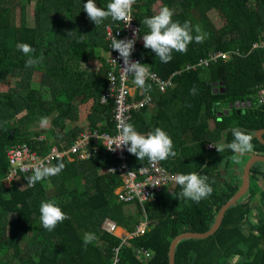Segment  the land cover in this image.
<instances>
[{
    "label": "trees",
    "instance_id": "trees-1",
    "mask_svg": "<svg viewBox=\"0 0 264 264\" xmlns=\"http://www.w3.org/2000/svg\"><path fill=\"white\" fill-rule=\"evenodd\" d=\"M32 1L33 25L29 26L25 8ZM74 1L0 0V85H8L7 90H0V264H169L171 241L181 233L207 232L241 182L238 171L247 156H236L228 149L220 153L207 145L230 143L234 127L252 135L264 129V105H256L254 99L256 88L264 84L263 49L206 67H184L217 51L238 49L246 54L253 43L264 40V0H136L133 13L141 36L149 31L141 21L169 6L174 10V21H190L192 35H203L204 40H193L186 53L173 51L168 63H162L151 49L141 48L140 59L163 79L180 73L163 92L152 87L151 105L158 98L163 105H156L149 124L143 118L148 105L134 112L129 123L141 133L154 127L168 131L177 156L160 161L162 166L174 174L198 171L208 175L214 189L211 196L196 203L174 198L170 192L181 191L176 185L142 204L118 201L115 190L122 178L103 172L117 164L103 149L86 161L56 159L54 164L63 160L66 165L62 172L34 186L20 188L23 175L4 185L6 150L10 147L25 143L43 156L54 146L66 150L73 143L82 131L78 103L94 101L83 132L113 129V100L101 101L109 67L105 63L90 74L86 69L80 71L79 66L87 64L98 48L107 49L109 54L105 28L120 21L109 17L95 25L83 9L87 0H77L80 10L76 12L65 8ZM109 2L96 0L98 7ZM211 12L221 16V26L213 23ZM19 42L30 44L35 49L32 55L43 60L26 68L28 57L16 48ZM36 71L41 74L39 82L49 87V99L32 82ZM13 79L15 85H11ZM193 87L194 95L190 91ZM43 117L51 121L44 133L34 128ZM209 119L214 121L212 129ZM42 133L44 137L38 140ZM252 143V153L264 155V145L256 138ZM146 161L133 155L129 164L137 168ZM260 164L264 165H252L247 192L226 209L218 230L205 239L180 241L174 264H264V188L259 185L264 183V167ZM47 199L56 200L70 216L53 231L44 229L40 221L39 206ZM107 218L128 232L144 218L148 226L143 235L125 246L103 229ZM86 231L96 238L85 248L82 236ZM139 248L150 251L147 261L137 259Z\"/></svg>",
    "mask_w": 264,
    "mask_h": 264
},
{
    "label": "clouds",
    "instance_id": "clouds-1",
    "mask_svg": "<svg viewBox=\"0 0 264 264\" xmlns=\"http://www.w3.org/2000/svg\"><path fill=\"white\" fill-rule=\"evenodd\" d=\"M136 0H110L106 7H98L96 0H87L83 4V9L87 13L88 18L100 25L109 17L113 21H122L125 26L129 25L133 19L132 8ZM174 10L169 6H163L157 13L150 17H145L141 23L147 26L148 32L143 34V46L151 49L156 57H159L162 63H168L172 60L173 51L186 53L187 46L195 40L202 43L203 35H192L193 27L191 22L185 20L181 23L173 20ZM199 32V29H196ZM111 49L119 53V57L123 61V74L132 75V83L145 92L150 91L151 85L147 83L152 77V73L139 61H132L131 55L134 51L136 40L139 39V29L130 39H118L111 34ZM16 48L20 50L28 59L25 61V67H33L43 60V57H34L32 54L35 49L28 43L19 42ZM114 60V59H113ZM116 61V60H114ZM111 80V74L108 77ZM191 93L196 94L193 87ZM264 103V99L260 101ZM41 126H47L49 120L47 117L41 118ZM233 139L230 143L217 142L211 146L218 152L226 149L230 150L236 156L244 155L253 151L252 143L253 135L239 127L231 130ZM108 150L116 151L117 149L126 148V150L137 157L139 161L145 159L152 165L175 158L177 152L174 150V143L171 136L161 127H154L147 133L139 132L134 124L120 119L118 124V133L115 137L107 138V142L103 144ZM66 167L63 160L56 164H51L44 160L37 161L34 165L24 166V170L30 171V175L26 177L29 186H34L41 180L59 175ZM147 171L146 169H143ZM172 181L181 189L180 192H170V194L180 200L181 198L189 199L199 203L203 199H207L213 193V187L209 183L208 175H202L198 171H191L187 174L177 173L171 177ZM40 221L44 229L53 231L56 226L63 221L70 219L59 203L54 199L42 200L39 206ZM95 234L84 232L82 236L85 248L93 242Z\"/></svg>",
    "mask_w": 264,
    "mask_h": 264
},
{
    "label": "built area",
    "instance_id": "built-area-1",
    "mask_svg": "<svg viewBox=\"0 0 264 264\" xmlns=\"http://www.w3.org/2000/svg\"><path fill=\"white\" fill-rule=\"evenodd\" d=\"M132 15L133 19L127 26L120 21L118 25L113 26L112 24H107L105 28L106 39L109 42L110 47V52L106 59L107 66L109 67L107 77L111 74V80L108 79V86L102 93L101 101L106 102L108 99L113 100V129L111 132H100L98 129L81 132L66 150H59L58 147L54 146L49 154L43 156H40L36 151H33L25 143L10 147L6 150L8 171L3 179L5 185L9 186L10 181L16 180L23 175L24 185L26 187H31L28 185V180L26 179L31 173L28 170H24V166L34 165L37 161L44 160L51 164H54L56 159L62 158H65L68 161H86L94 157L100 149H103L117 161L116 165L105 169L106 172L119 174L122 178V184L115 190L118 201H137L142 204L146 201L153 200L156 194L163 189L176 186L171 179L175 174L162 166L160 162L152 165L147 160L145 164L133 168L129 164L133 154H130L126 148L110 151L103 145L107 142V138L115 137L117 135L120 119L129 122L134 112H137L143 106H150L152 104V87H156L159 91L163 92L168 86L172 85V77L175 74L180 73V71H176L168 78L163 79L153 71L149 65L140 59L139 52L143 47V36H141L140 27L135 20L133 8ZM137 29H139V39L136 40L134 45L131 60L145 64L152 73V77L147 81V83L151 85V89L148 92L137 88L132 83V75L129 74L126 77L124 76L122 69L123 61L119 57V53L116 50L111 49V34L118 39H130ZM255 49L264 50V40L253 43L246 54L238 49L227 52L217 51L208 53L207 56L200 58L196 63L188 64L184 67V70L190 68L195 69L196 67H206L213 62L229 60L233 56L245 57ZM254 99L256 105H264V103L260 102L264 99V84L256 88ZM38 140H42V137H39ZM207 148L211 149V144L207 145ZM143 169H146L147 171H144ZM147 226L148 222L143 219L135 226L134 231L127 232L123 230L120 232L121 228L115 221L106 219L103 223L104 230L120 238L122 245L125 246L129 245L131 239L143 235L147 230ZM118 250L119 249H117V252ZM136 256L137 259L147 261L151 254L150 251L139 248L136 250ZM117 261L118 259L116 262Z\"/></svg>",
    "mask_w": 264,
    "mask_h": 264
},
{
    "label": "crops",
    "instance_id": "crops-1",
    "mask_svg": "<svg viewBox=\"0 0 264 264\" xmlns=\"http://www.w3.org/2000/svg\"><path fill=\"white\" fill-rule=\"evenodd\" d=\"M79 3L78 1H74L72 4H68V5H65V8L68 10V11H72V12H76L78 10H80V7H79ZM34 7H35V2L32 1V2H29L27 5H26V8H25V13L27 15L28 12L31 11V15L32 17L30 16L29 18H27L26 16V20H27V23L29 26H32L33 25V11H34ZM30 10V11H29ZM29 19V20H28ZM94 54V53H92ZM107 49H103V48H98L96 50V54L95 55H90L88 57V62L87 64H81L79 66V69L80 71H84L85 69L90 73H96L97 71H99L102 67H104L105 63L107 65V62H106V59H107ZM227 61V60H226ZM36 74H39L41 75L38 71L34 72L33 74V79L35 78ZM40 80V79H39ZM15 81L16 79H13V85H15ZM33 84L34 85H37L36 87H39V90L41 91V93H43L46 97V99H49L50 97V91H49V87H46L44 84L40 83L39 81L38 82H35L34 80H32ZM6 87L8 85H0V90H5L3 87ZM7 88V87H6ZM8 89V88H7ZM6 89V90H7ZM159 99V98H158ZM158 99H154L155 102L153 105H150L146 108L145 112L143 113V118L147 121V124H149V120L151 119L152 117V113L153 111H155L157 109L156 105H159L160 108L161 106L163 105L162 104V100H158ZM78 100V99H77ZM92 103H94V101H92V99H88L86 102L84 103H78V126L79 128L82 130L80 131L83 132V130H85V127H86V116L87 114L90 112L91 110V106H92ZM163 115V114H162ZM41 124V123H40ZM39 124V125H40ZM208 124H209V127L212 129L214 127V121L212 119H209L208 120ZM39 125H36L34 126L35 129H39ZM49 125H51V121H49L48 125L46 126V128H44V130H42V132L44 133V131H46L48 128H49ZM155 126V122H153L152 124V127ZM41 129V128H40ZM168 133V131H166ZM41 134L40 136L41 137H44V134ZM252 153V152H250ZM174 160V158H171V161ZM235 166H237V168H235ZM234 168L235 169H238V165H235ZM244 167V166H243ZM241 170H243L242 166L240 168V170L238 172H240V176L242 177V172ZM104 173H106V170H103ZM174 174V173H173ZM241 179V178H240ZM5 185V184H4ZM7 186V185H5ZM20 188H25L26 186L24 185V183H21L19 185ZM165 189H168V191H171L172 188H165ZM128 207L132 208V204L128 205ZM131 210V209H129ZM133 211V210H131ZM109 219V218H107ZM144 220H146V218H144ZM147 221V220H146ZM121 231L125 230L124 228L120 227ZM104 229V228H103ZM126 231V230H125ZM128 232V231H127Z\"/></svg>",
    "mask_w": 264,
    "mask_h": 264
},
{
    "label": "water",
    "instance_id": "water-1",
    "mask_svg": "<svg viewBox=\"0 0 264 264\" xmlns=\"http://www.w3.org/2000/svg\"><path fill=\"white\" fill-rule=\"evenodd\" d=\"M263 134H264V129L254 131L253 138H256L261 144L264 145V139L262 138ZM222 141H223V138H222ZM244 155L247 156L248 159L244 164V167L242 170L241 182L236 192L220 207L214 219L213 225L207 232L205 233H193V232L181 233L177 235L171 241L169 245V251H168L169 264H174L175 247L180 241L187 240V239L201 240V239H205L213 235L220 227L226 209L229 206H231L234 202H236L238 199H240L247 192L249 188V184H250V169L252 165H254L255 163L264 164V155H259L256 153H246ZM235 168H237V166H235Z\"/></svg>",
    "mask_w": 264,
    "mask_h": 264
},
{
    "label": "rangeland",
    "instance_id": "rangeland-1",
    "mask_svg": "<svg viewBox=\"0 0 264 264\" xmlns=\"http://www.w3.org/2000/svg\"><path fill=\"white\" fill-rule=\"evenodd\" d=\"M155 10H157V7H156V9ZM30 11V10H29ZM210 18L212 19V21H213V23L217 26V27H219V26H221L222 25V23H223V20H222V18H221V16L218 14V12H211L210 14ZM27 18H29L30 16L32 17V15H31V11L30 12H28L27 13ZM29 20V19H28ZM39 79H40V75L39 74H36V76H35V78L33 79L35 82H38L39 81ZM14 83H13V81H11V85H13ZM2 85H5V84H2ZM7 88H8V86H6ZM5 86L3 87L5 90L7 89ZM41 128V129H40ZM44 128H46V126H41V124L39 125V129L40 130H44ZM260 165H262V164H260ZM261 167H264V165H262ZM260 185V187L261 188H264V183H260L259 184Z\"/></svg>",
    "mask_w": 264,
    "mask_h": 264
}]
</instances>
